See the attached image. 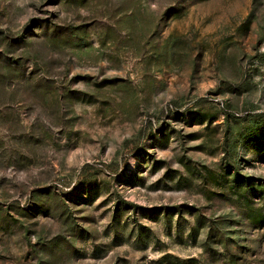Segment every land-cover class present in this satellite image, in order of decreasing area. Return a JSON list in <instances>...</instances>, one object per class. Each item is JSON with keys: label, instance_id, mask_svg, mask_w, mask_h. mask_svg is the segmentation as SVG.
Listing matches in <instances>:
<instances>
[{"label": "rangeland", "instance_id": "obj_1", "mask_svg": "<svg viewBox=\"0 0 264 264\" xmlns=\"http://www.w3.org/2000/svg\"><path fill=\"white\" fill-rule=\"evenodd\" d=\"M0 264H264V0H0Z\"/></svg>", "mask_w": 264, "mask_h": 264}]
</instances>
